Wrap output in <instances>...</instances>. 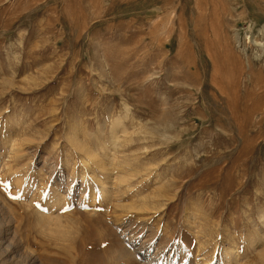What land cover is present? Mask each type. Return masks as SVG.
<instances>
[{"label":"rangeland","instance_id":"374dc122","mask_svg":"<svg viewBox=\"0 0 264 264\" xmlns=\"http://www.w3.org/2000/svg\"><path fill=\"white\" fill-rule=\"evenodd\" d=\"M263 8L264 0H0V178L11 161L28 184L16 193L11 177L0 182V203L14 206L22 222L4 227L0 264H196L200 245L209 264H224L232 247L235 264H264V227L257 231L264 211ZM122 106L143 129L174 135L170 143L157 136L139 143L133 135L117 155L121 166L137 169L150 158L167 182L176 178L166 190L173 195L159 196L149 183L135 198L151 201L145 228L113 225L100 196L95 205L90 194L83 198L94 181L86 179L101 171L83 167L69 142L81 119L83 142L111 148L108 118ZM10 136L27 144L18 162L1 144ZM55 182L66 199L60 238L37 232L27 203L34 197L33 206L46 210ZM127 243L130 251L149 249L148 259L122 256Z\"/></svg>","mask_w":264,"mask_h":264},{"label":"bare ground","instance_id":"6f19581e","mask_svg":"<svg viewBox=\"0 0 264 264\" xmlns=\"http://www.w3.org/2000/svg\"><path fill=\"white\" fill-rule=\"evenodd\" d=\"M122 110H123V112H122L123 114L121 113L120 115H118L116 117H114V116L111 117V115H110V117L108 118V120L112 121V124H111V126H112L111 127V131H112L111 138L112 139H111V143H110L111 148L105 142L102 143V144H100L98 142V144H96V145H92V144L90 145L89 142L88 143L83 142L82 140H83L84 136H83L82 139L80 138V136H78V133L79 132L82 133V131H83L82 130L83 129L82 128V124H84V123L82 122L83 120H81V119H77L76 120V122H75V124L73 126L74 128L72 130L71 136L69 138V142H70V146L74 150V152L76 151L77 153H79L81 155L82 166L83 167H87V168L95 167V169H94L95 171H98V170L101 171L97 178H95V176L93 175L95 173H93V174L91 173L89 175V177H88L89 179L88 178L86 179V181L87 180H93V179H94V181L91 182V183H93V187H91V191H88V189L85 188V189L82 190L83 193L80 192V193H82V196H84L83 198H85V197L89 198L88 196L90 194L91 199H90L89 203H91L92 205H95V203L97 201V197L100 196V199L102 198V200H103L101 202V205L104 206V208L107 210V212H104V217H106L105 220L107 222H110L113 225L117 224L120 227H123V228L126 227L125 229H127V228L131 227V225L133 223H137L138 225H141L142 228L143 227L145 228V227L148 226V223H149V219H148L149 216L148 215H150V212L153 210L152 207L149 204V203H151V201L147 200L149 198H147V199L145 198L146 200L145 199L143 201L141 200V202L138 203V201L135 198L138 197L139 194H140L139 196H141V194L142 195L144 194V192L146 191L144 187H146L147 185L149 186V183L152 184L151 186L155 189L153 191V193H155V191L158 190L157 193H159L158 194L159 196L163 195V194H165V195H173V194L167 193L166 190H167V185L168 184H169L170 188L173 187L172 186V185H174L173 179H176V178L173 177V179H172V177H171L172 181H168L167 182V180H165L168 177L167 173H165V175H164V174L159 172L160 170L158 171L157 169H155V162H153L152 159H150V158H146L145 159L146 162L142 163L143 164L142 167L140 166V169H137V168H129V167H132V166H130L128 163H127V165L129 167L128 166H125V167L121 166V162L117 160V155H118V153H122V149L124 148L125 145L133 144L135 142V139H134L133 135L137 136V140H138L139 143H140L141 140H147L148 137H151V139H153V141H154L156 136L157 137H161V139L163 140L164 143H170V141L173 139L174 135L172 136L169 133L168 128H161V126H156V127H152V128L145 127V129H143L141 125H137V124L134 123V119L131 117V113H132L131 110L132 109L130 110L129 106H122ZM126 120L131 123V126H132L131 128H133V130H134L133 132L132 131L130 132L131 128L126 125ZM66 133L68 134L67 131H66ZM120 135L126 137V139H124V141H122L123 139L120 138L121 137ZM138 136H140L141 138L138 137ZM12 137L10 136V137H8V139L4 138L5 140H1V144L3 146H7L8 145L10 147V153H9V157H8L9 160L12 159V161L18 162L19 159L22 158V154H23L24 150H26L25 146H27V144L19 146V144L16 143L15 137H13V138ZM86 139H87V137H86ZM89 141H90V139H89ZM58 145H56V147ZM147 146H145L144 148L147 149L148 148ZM111 149H113V151L111 152L112 154L108 156V154H110L109 151H111ZM101 154H103V155L106 154V155H104L102 157V156H100ZM23 156H24V154H23ZM141 157H143V156L141 155ZM166 157H168V156H166ZM172 157H174V156H172ZM176 158H178V157H176ZM5 159L6 158H4L3 161H5ZM107 160H110L109 163H110L111 167H110V165H106L105 164V161H107ZM164 160H165V162L167 161L166 163L168 164L167 158H164ZM122 161H123L122 162L123 164H126L125 160H122ZM142 161H143V159H142ZM173 163H175V162H173ZM112 165H113L115 170L114 169H110V168H112ZM3 166H4L3 169H5V172L1 176L0 182H3V180L7 181V179L9 177H11V180H12L14 188H15V192L16 193H19V192H23L24 193V191H25L24 188H27V185H28L26 183V177H23L20 174L21 171L13 169V167L11 165V161L10 162L9 161L6 162L5 164H3ZM173 166H174V164H173ZM163 167H164V165H163ZM23 169H24V171L27 172V174H28L27 176H29V174L31 173V172H29V170H30L29 163L23 164L22 165V171H23ZM111 170H112V172L114 171L115 174H111ZM182 177L180 179H182ZM84 180H85V177L83 178V182H85ZM152 187H150V188H152ZM52 189H54L56 194L50 195L49 198H47V200H45L46 201L45 202L46 203V207H47L46 210H44L45 208L42 209L40 207L33 206L34 202H36V198L33 197L27 203L31 204V207H28V208H31V210L30 209L29 210L31 212H33L34 214L30 215L29 212H28V214H29L30 217L34 216V217L37 218L38 226H35V228L37 227V232L40 231V233L41 232L45 233L46 231H48L49 234L50 233L53 234L54 237H55V234H56L57 235L56 237L59 236V238H60V235L63 236L66 233V230L64 229L65 226H63L61 224V218H62L61 211H63L66 208V205H64L66 203V199H64V198L63 199H59V183L55 182L54 183V187ZM134 191H136V193ZM148 192H149V190H148ZM44 194H45V191L43 189L40 190V194L39 195L41 197V201L44 199L43 198ZM151 194H152V192H151ZM130 196L132 197L131 199L129 198ZM152 197L154 199L152 204L155 205L154 209L156 210V206H157L158 203L156 204L155 202H158L157 201L158 197L156 195L152 196ZM174 197H176V194L174 195ZM128 198H129V203L127 202V204H124V205L121 204V202H123L124 199L127 200ZM2 200L3 199L1 198V202H2ZM147 201H149V202H147ZM7 204L4 203V205H5L4 206L3 204L0 203V236H2L4 227L8 226L9 224H11V226H12V224L14 222L17 223V226H20L22 224V222L18 221V219H17V216H16L17 213L16 212H18V211L17 210H16V212L14 211L16 208H14V206H13L14 210H11L12 207L9 208L10 204H8L9 207H7L6 206ZM17 204H20V202H18ZM112 206L117 207V209L120 208V209H122V211L128 209L133 214H131V216H129L127 218L124 215L125 213L124 214H119L116 211L117 210L116 208H114L113 213H110L111 212L110 209H111ZM246 206H247V208H249L248 204ZM5 207L7 208V210L5 209ZM109 210H110V212H109ZM68 214L70 215V212ZM110 214H111V216H112V214L114 216L111 217ZM245 214H247V212H245ZM247 216H248V214H247ZM30 217L28 218L29 220H30ZM185 218L189 219L194 224L193 225L191 223L193 226H195V224L200 226L198 224V222H196V221H199L198 220L199 218H197V217L191 218L190 214H187ZM248 218H249V216H248ZM100 222L98 221L97 223H100ZM32 223H33V221H32ZM200 223H201V219H200ZM257 223H259V226H258L259 228L257 227V231H258L261 226L264 227V211H262L261 215L259 216ZM249 224H251V223H249ZM149 226H151V225H149ZM253 226H255V225H253ZM198 228H200V227H197V228L195 227L194 230H197ZM5 229H7V227ZM98 232H100V231H98ZM126 232H129V231L126 230ZM121 236L124 237L125 235L124 236L121 235ZM204 237L206 238V236H204ZM125 244H124V246H125ZM202 244H203V242H202ZM260 244H261V242H260ZM127 245H128V243H127ZM199 245H200V243H199ZM201 246H203V245H200V247H198V249H197L198 252L195 253V254H197V255L201 254V257H203V260L202 261H198L197 257H195L193 261H195L196 264H209L208 261H209L210 258H208V256L205 255L206 253L204 254V250L201 249ZM127 247H128V249H127ZM127 247L125 246L124 248L121 249L122 250V254H121L122 256L131 258L134 261L136 259L139 262H141L143 259H148L147 257L149 255L148 253L150 252V250L149 249H145L144 246L139 248V250L138 249L137 250L134 249L132 251H130L131 245H128ZM203 248H205V247H203ZM250 248H252V247H250ZM180 249H181L180 251H183V252H181L182 257L183 258H187L188 255H189V251H188L189 249L186 250L185 247H181ZM259 252H260V255L262 256V258L264 259V257H263L264 256V248L263 247L259 248ZM236 253H237V250L235 248H233V247L230 248L229 250L225 251L223 257L221 258L222 261L224 262V264H235L234 261L231 260V259ZM237 264H240V263H237Z\"/></svg>","mask_w":264,"mask_h":264}]
</instances>
